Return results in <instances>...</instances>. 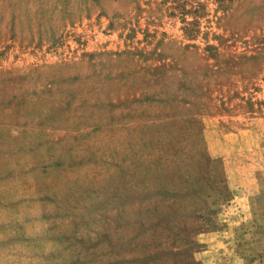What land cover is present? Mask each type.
<instances>
[{
	"label": "rangeland",
	"instance_id": "rangeland-1",
	"mask_svg": "<svg viewBox=\"0 0 264 264\" xmlns=\"http://www.w3.org/2000/svg\"><path fill=\"white\" fill-rule=\"evenodd\" d=\"M0 264H264V0H0Z\"/></svg>",
	"mask_w": 264,
	"mask_h": 264
}]
</instances>
